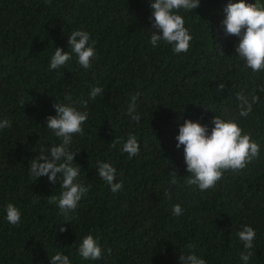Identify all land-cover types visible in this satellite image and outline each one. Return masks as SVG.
<instances>
[{
    "label": "trees",
    "instance_id": "16d2710c",
    "mask_svg": "<svg viewBox=\"0 0 264 264\" xmlns=\"http://www.w3.org/2000/svg\"><path fill=\"white\" fill-rule=\"evenodd\" d=\"M227 3L200 0L198 8L178 11L192 40L187 53L177 54L163 41L151 45L157 30L150 0H0V121H11L0 129V264H49L57 252L71 264H183L179 256L192 253L207 264H245L240 256L248 251L246 264H264V71L246 67L235 51L238 37L225 34ZM74 30L95 41L92 67L84 69L72 54L50 70L55 48L71 53ZM93 86L103 91L90 99ZM238 93L249 102L259 97L247 117L240 116ZM54 103L88 112L84 134L72 136L69 150L78 152L77 179L89 191L67 217L49 203L62 191V175L56 184L30 175L39 148L62 143L46 127ZM213 116L251 133L260 152L201 191L187 184L175 137L184 119L210 131ZM130 134L140 148L131 158L122 151ZM98 161L116 169V182H123L118 192L98 175ZM9 203L20 210L18 225L6 219ZM175 204L181 215H173ZM242 225L256 231L251 249L236 235ZM87 234L105 249L101 259L79 256Z\"/></svg>",
    "mask_w": 264,
    "mask_h": 264
},
{
    "label": "clouds",
    "instance_id": "9594fccd",
    "mask_svg": "<svg viewBox=\"0 0 264 264\" xmlns=\"http://www.w3.org/2000/svg\"><path fill=\"white\" fill-rule=\"evenodd\" d=\"M51 3V0H46ZM200 6V0H150L151 28L150 43L156 47L159 42L172 45L173 51L177 54L187 53L190 48L192 36L184 26L185 21L178 15L180 9L194 10ZM225 16L221 21L225 34L238 37L235 51L245 62V66L253 72L264 71V3H246L245 0H237L228 3L223 9ZM68 46L71 53L55 48L50 59L49 69L61 68L72 59L75 54L80 66L84 69L92 67V61L96 58L95 41L90 43V34L83 30H74L68 35ZM222 90L224 85L219 86ZM103 91L101 87L93 86L89 93V98L94 99ZM240 101V116L247 117L252 111V105L259 99L253 95L251 101L238 93ZM65 100L71 101V96H65ZM135 100V97H133ZM84 108H87V101H81ZM23 106V105H22ZM55 116L49 115L46 118V127L61 138L62 143L45 148H39V155L32 159L30 164V175L37 180L47 176L49 182L56 184L57 174L62 175V191L57 196H51L50 204H58L61 213L67 217L70 212H74L78 202L89 191L77 179L81 169L74 163V158L78 152L69 150L74 134L83 135V125L88 118L87 111H80L73 104L54 103ZM130 111L134 109L130 108ZM137 123L138 116L132 117ZM211 123L213 127L209 131L207 125L184 119L179 125L178 135L175 137L176 148L183 145L184 163L186 171L190 174L187 184L197 185L199 190L205 191L215 188L218 181L223 177L225 170L240 171L247 164L257 157L260 146L251 139V133H242V129L231 119H222L213 116ZM11 127V121L5 119L0 121V129ZM117 141H113L115 147ZM139 143L135 135L130 134L123 142L122 151L128 157L138 155ZM98 175L110 187L113 193L118 192L123 182H116V169L107 162H97ZM171 183L175 184L173 179ZM167 194V193H166ZM38 196V195H37ZM37 201L34 200L33 203ZM6 219L13 226L20 223V210L13 204L5 206ZM173 215H181L182 209L179 204L173 205ZM65 229L60 228L63 232ZM239 240L243 242L244 248L251 249L256 238V231L250 225H242L241 230L236 233ZM191 247V246H189ZM111 252V249H107ZM103 249L98 240L92 235H85L79 246L78 254L84 260H99L103 257ZM250 251L241 253L240 259L246 262L250 259ZM179 259L183 264H207L205 259L197 257L194 253L187 256L180 255ZM49 264H71L67 255L57 252L49 259Z\"/></svg>",
    "mask_w": 264,
    "mask_h": 264
}]
</instances>
